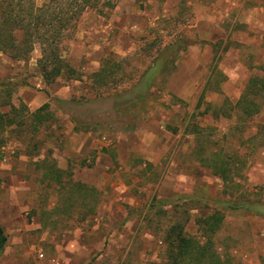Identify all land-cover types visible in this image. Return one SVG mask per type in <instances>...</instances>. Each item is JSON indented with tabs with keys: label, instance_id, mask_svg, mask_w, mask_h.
Returning <instances> with one entry per match:
<instances>
[{
	"label": "rangeland",
	"instance_id": "obj_1",
	"mask_svg": "<svg viewBox=\"0 0 264 264\" xmlns=\"http://www.w3.org/2000/svg\"><path fill=\"white\" fill-rule=\"evenodd\" d=\"M236 1L112 0L105 15L88 9L64 43L77 79L47 84L39 44L27 61L0 55V226L8 235L0 264L14 256L42 264L41 250L66 264L57 244L66 247V233L77 229L93 249L85 264H165V230L175 221L188 217L184 228L197 235L195 219L212 212L217 199L264 200V148L251 153L240 143L253 121L243 132L236 116H217L231 112L264 64V30L244 26L250 0ZM181 37L193 43L137 116L143 104L128 110L115 96L127 80L94 89L93 75L110 53L111 63L135 72ZM206 44L213 48L207 57ZM12 104L22 112L13 113ZM45 104L36 121L30 113ZM254 120L264 121V112ZM202 148L228 156L244 182L225 184L203 165ZM74 180L102 193L97 214L85 220L79 214L90 200L69 193ZM257 217L226 213L215 238L226 264H264V217Z\"/></svg>",
	"mask_w": 264,
	"mask_h": 264
},
{
	"label": "trees",
	"instance_id": "obj_2",
	"mask_svg": "<svg viewBox=\"0 0 264 264\" xmlns=\"http://www.w3.org/2000/svg\"><path fill=\"white\" fill-rule=\"evenodd\" d=\"M137 1L143 3L149 0ZM113 6L112 0H47L41 5L37 4L36 0H0V55L6 54L15 61H27L35 46L39 44L41 51L37 65L42 67L41 75L47 84L65 75L77 79L79 75L64 54V43L73 38L78 22L86 10L96 9L101 15H105L107 13L105 7L112 9ZM192 43L182 37L169 42L151 59L148 66L143 70L138 68L135 72H127L122 62L111 63L110 53L103 58L101 68L93 75L94 89L112 88L114 84L127 80L126 86L115 96L126 102L128 110L137 109L143 104L144 107L136 112L137 116L148 104L152 89L158 87L157 82H161L158 80L163 81L173 74L176 69L174 59L176 60ZM261 71L262 74H253L248 79L237 103L231 104V112L220 111L217 115L236 116L238 124L243 125V132L246 131L244 128L249 127L244 125L253 121L251 126L255 131L240 142L251 153L258 148H264V123L254 120L264 111V66ZM160 86L161 89L165 87ZM11 107L13 113L19 112L13 104ZM47 107L49 104L30 114L36 121H41L40 112ZM7 114H3L2 117ZM10 121L14 123L12 118ZM234 129L237 130L236 127ZM242 162L246 166L247 160ZM202 163L212 169L214 174L219 175L227 185L237 183L239 186L246 178L241 174L239 165L229 161L228 156L218 153L216 149L202 148ZM76 192L80 194L78 198H84L83 204L86 203V198L90 200L87 202V212L79 214V219L85 220L88 216L97 214L102 202L101 191L95 186L74 180L69 193ZM71 197L74 198V194ZM242 197L240 195L237 198L228 194L227 199L223 201L217 199L212 212L195 219L197 235L185 230L184 225L188 222V217L170 225L164 235L165 264H226L223 255L218 251L215 239L224 225L226 213L244 211L264 217V200H243ZM167 203L168 200H159L158 205ZM7 242L8 235L0 226V256Z\"/></svg>",
	"mask_w": 264,
	"mask_h": 264
},
{
	"label": "crops",
	"instance_id": "obj_3",
	"mask_svg": "<svg viewBox=\"0 0 264 264\" xmlns=\"http://www.w3.org/2000/svg\"><path fill=\"white\" fill-rule=\"evenodd\" d=\"M251 1V0H250ZM248 3V14L247 17H243L242 19H240V21H242L244 23L245 27H252L254 30H264V0H260V2L257 3H253L250 2ZM240 0H237L236 2H234V5H240ZM252 3V4H251ZM250 8V9H249ZM252 8V9H251ZM258 36V35H256ZM204 48V55L209 56L212 54V46L211 44H206L205 47L202 46V49ZM264 66V64L262 65V67ZM261 67V68H262ZM264 112V111H263ZM263 112H261L259 115H261ZM257 116V117H258ZM256 121V120H255ZM259 123H264V121H256ZM255 130L253 129V131H250L247 133V135H249L251 132H254ZM106 139V137H104V140ZM81 181V180H79ZM83 182V181H82ZM86 183V182H84ZM88 184V183H86ZM90 185V184H88ZM94 186V185H91ZM96 187V186H95ZM259 217L255 218V220H258ZM253 233L257 232L256 229L253 228ZM85 231H81L79 229L72 231H68L66 233L67 240H68V244L66 247H64V245H60L57 244V247H61L62 249H64L61 254H64V262L66 264H85V262L87 261V259L89 258L90 254L92 252V246L91 243L88 239L85 240V238L81 239L80 235L81 234H85ZM260 236L259 233H257V237ZM65 241V240H63ZM39 257H40V263L42 264H48L52 262H55L56 264L60 263V260H56L57 258H53V259H49L46 257V254L41 250L39 253ZM20 259V258H19ZM11 261L10 264H20V261L18 260V257H12L10 258ZM253 261V260H252ZM251 260H248V262H252ZM0 263H1V259H0ZM257 263V262H256Z\"/></svg>",
	"mask_w": 264,
	"mask_h": 264
}]
</instances>
